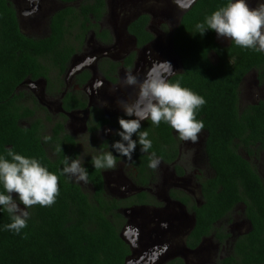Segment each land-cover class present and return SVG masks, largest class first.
Listing matches in <instances>:
<instances>
[{
	"label": "trees",
	"instance_id": "16d2710c",
	"mask_svg": "<svg viewBox=\"0 0 264 264\" xmlns=\"http://www.w3.org/2000/svg\"><path fill=\"white\" fill-rule=\"evenodd\" d=\"M60 1L66 6L51 15L48 34L37 37L22 30L13 3L0 0V156L11 159L8 149H12L38 159L58 176L60 189L52 206L35 205L26 209L30 215L27 227L20 234L5 229L11 217L0 206V264H123L130 246L121 236L125 218L116 208L136 201L146 202L147 193L141 191L120 200L109 198L104 192L101 170L88 157L82 166L96 192H85L73 177L62 174L65 156L78 159L77 141L65 132L61 120L53 123L51 134L45 133L42 118H33L36 110L24 105L21 97L25 93L18 92L27 79L44 77L51 87L53 83L54 87L56 82L60 84V78L76 50H82L90 30L99 39L110 38L109 31L100 25L106 0H81L79 6L75 5L79 0ZM227 3L228 0H195L182 14L173 36L174 52L182 70L169 81H179L182 87L205 99L196 118L204 123V149L214 171L202 183L205 202L200 207L194 206L196 222L190 235L193 238L189 237L188 242L189 246H196L202 235L211 234L216 221L236 204H243L251 230L239 237L234 254L219 264H264V180L244 154L259 155L264 150V96L245 108L240 106L239 98L242 80L253 69L264 84V53L241 48L232 41L219 44L216 32L211 29L204 35L196 33L197 23ZM149 20L147 14H141L128 26L139 46L153 39L146 29ZM211 53H215V61ZM126 62L132 65L133 54ZM90 74L85 71V77ZM72 98L71 92L63 98L65 109L74 106ZM80 103L86 106L82 98ZM140 131H147L152 141V148L142 152L138 134L133 136L137 147L131 160L138 172L134 178L142 186L151 177L148 166L151 153L173 162L179 155L180 139L165 122L156 126L144 120ZM46 135L52 138L47 143L43 139ZM118 140L119 136L111 140V146ZM57 144L62 149L59 153ZM176 169H180L178 165ZM0 192H4L2 184ZM14 199L19 202L18 197ZM180 200L188 202V196L181 194ZM175 264L184 263L176 259Z\"/></svg>",
	"mask_w": 264,
	"mask_h": 264
},
{
	"label": "flooded vegetation",
	"instance_id": "af4514ba",
	"mask_svg": "<svg viewBox=\"0 0 264 264\" xmlns=\"http://www.w3.org/2000/svg\"><path fill=\"white\" fill-rule=\"evenodd\" d=\"M16 1V0H15ZM22 2L23 0H19ZM26 1V0H24ZM29 1V8L27 10H22V12L19 11V7L17 8L15 5V8L17 9L18 14H30L42 7V1L43 4H46V0H28ZM59 3H62L60 0H56ZM80 1H76L75 5L79 6ZM144 0L140 1L143 2ZM169 3L168 0H165ZM17 2V1H16ZM62 7H56L53 8H47L45 14H49L48 19L45 20V29L46 32L44 35L39 36L43 37L46 36L49 32V26L50 22L49 19L53 13H55L58 10L63 9L66 5L62 3ZM193 4V3H192ZM191 4V5H192ZM190 8V7H189ZM188 9V8H187ZM134 11H130L129 15L130 18H128L124 24L121 26V28L118 30L116 27H110L105 26L102 28H105L109 31L110 38L109 40H102L99 39L96 35V32L93 30H90L84 40V44L82 46V50L84 49L85 44L87 43L88 38L91 37V39L94 42V45H91L90 47V53L95 52V50H98V48L93 49L94 47H102L105 52H100L97 55V58L92 57L95 59V62H90L88 59H85L83 57L78 56V53H81V51L76 50L74 56L70 60V63L68 64V67L66 69V72L68 68L70 67L71 63L73 62V66L70 68L69 76H66L63 74L62 81H60V84L62 83V87L58 88L60 85L59 82H56V87H51L49 84V80L44 77H39L37 79H27L25 80L18 88L19 93H25L23 97H21V101L24 105L27 107L36 110L35 116L33 118L39 117L38 115L40 112L38 110L40 109H46L49 111V107L51 106L53 109L58 106L59 110L62 112V115L65 114L72 116L74 121L76 123H82L83 118L77 115L78 113H82L84 111L87 112V117L91 118V129L93 131H99L100 134H103L106 130V127L111 124L110 119L108 118L109 112H111L110 106H121V102H127L131 103L135 97H136V91L137 89L132 86H127L125 88H119L118 85L122 83L126 71L128 69H131L133 71V74L137 75L140 80L144 79L145 73L148 71V69L152 66L154 61H168L167 54L161 53L160 51L157 52V54H150L148 53V58L146 60H143L140 58L138 49H150L154 52L155 48V42L157 41L155 35L152 31L157 30L156 27L151 24L152 15L148 12H139L134 15ZM185 10L182 11V13L179 15V18L176 19L175 16H173L172 20H169V24H171V32L169 35V43L170 48L172 52L171 57H175L178 62L175 69L174 74L181 72L182 70V64L179 59V57L174 52L173 48V36L176 28L178 27L180 23V19L182 14ZM141 14H147L150 17V20L146 26V29L153 34V39L149 41L148 43L139 46L137 44V39L134 35L128 32V26L130 23L135 20L139 15ZM174 15V14H173ZM129 17V16H128ZM124 34H127L133 39L134 45L131 47V51H127L125 49L124 45H121L119 49H113L116 48L117 43L116 39L119 38V36H122ZM29 35V34H28ZM158 39L163 42L164 36L168 35L164 30H157ZM216 40L219 44H227L228 42L221 40L220 37L216 36ZM136 48V49H135ZM111 54L112 57H109L108 54ZM113 51L116 52L114 54ZM133 54V62L131 66L127 65L126 59ZM215 53H211V59L215 61L216 56ZM80 57L85 59V63L83 61L80 63L78 62V65H74V60L77 57ZM76 57V58H75ZM90 58V57H87ZM79 59V60H80ZM137 69V70H136ZM142 69V70H141ZM85 71H89L91 74L87 78L85 77ZM125 73V74H124ZM173 74V75H174ZM172 75V76H173ZM97 77V80L95 83L92 81V79ZM86 78V81L83 82L82 79ZM90 88L91 92L86 91L84 89ZM56 90V91H55ZM89 90V89H88ZM245 90V91H243ZM66 92V93H65ZM71 92V95L74 97L72 98V105L74 106L70 108L69 110L65 109L64 107V100L63 98L65 95ZM83 94V95H82ZM56 95V96H54ZM264 96V84L261 83V81L258 79V72L256 69H253L250 71L244 79L242 80L241 86H240V106L242 108L247 107L250 104H255L260 101ZM83 99L86 102V106L82 107L80 104V99ZM91 100V101H90ZM123 111V110H120ZM117 116V121L119 118L123 117L126 119L127 116H125L124 111L119 115L116 114V111L113 113ZM103 116V117H102ZM135 118V117H132ZM42 120L44 121V117L42 115ZM60 120L50 121L51 124L55 123ZM108 121V122H107ZM143 122V121H141ZM46 125V123H45ZM53 125V124H52ZM51 125V127H52ZM118 126L120 128V125L118 123ZM96 127L95 129H93ZM52 129V128H51ZM51 129L48 131L47 126L45 129V133L51 134ZM65 129V126H64ZM73 130L70 133L67 132L65 129V132L72 136L76 141L78 138L76 137L75 133L78 132L79 126L75 125L71 127ZM204 131V130H203ZM206 133V131H204ZM176 136L179 135L176 133ZM119 135L117 133L112 137L108 136L106 139H104L101 146H99V151L91 154L88 158H93L94 156L100 155L102 152H111V149H114L111 146V140L118 138ZM179 138V137H178ZM206 138V136H205ZM205 143V141H204ZM182 146L181 140L179 144V155L176 160L173 162H166L162 159L159 164V169L161 171L162 180L159 177L158 170L151 169V177L149 178V181L142 186H139L138 183H136L135 178L138 175V172L136 171L135 165L132 163L131 160V166L133 167L134 172L131 175L132 181L128 179L127 181L131 186H133V189L125 194H112L111 191H109L108 187L112 184V180L115 179L114 176H110V172H108L110 169H101L102 176H103V186H104V192L105 195L109 198H117V199H126L130 196H134L138 194V192L145 191L147 193V198H145L146 202L143 201H136L130 206H120L116 208L125 218V223L122 225L121 230V236L122 238L129 244L130 246V253L127 255V257L124 260L123 264H175L176 259H180L183 261L184 264H191L190 263V255L195 254V252H199L204 243L210 239V240H216L217 244L214 246L216 255L219 252V245H220V255L217 258V261L215 263L211 262V260H207V264H219L220 262L224 261L226 258L231 257L234 254L235 249V243L241 237L242 235L248 233L251 230V223L248 219V217L245 215V206L243 204H236L230 212H234L237 208H240L237 214V217L235 220H232L230 222V218H228V222L226 221V216L224 218L218 220L215 222L214 226L215 229L211 232L209 235H202L200 241L196 244V246L191 247L189 246L188 240L192 233V230L194 228L195 222H196V212L194 210V206L200 207L205 202V196L203 192V186L202 183L204 180L210 178L214 175V171L210 166L209 159L205 153V159L201 158V164L205 166L206 170L208 169L212 172L211 176H207L205 170L200 173L198 178V184L196 189L190 190L186 185H179L177 186L175 183H169V179L166 177V171L170 173V169L175 171V175L182 177L186 170L178 165L181 155H182ZM205 150V149H204ZM77 151H78V158H79V150H78V141H77ZM264 153V150L259 153V155H252L249 156L247 153L245 154V157L250 160L254 167H256V171L261 176V178L264 180V165L257 164V161H264V155L263 158L261 157ZM116 157V156H115ZM258 157H261L259 159ZM87 158V157H86ZM84 159V161L86 160ZM118 160V158L116 157ZM82 162L85 163V162ZM179 166V170L176 169V166ZM129 170V167L126 168V171ZM120 180V178H118ZM162 181L163 188L161 189L160 183ZM158 182V184H157ZM81 183V182H80ZM156 183V188L158 191L153 192V184ZM90 187V191H84L87 193H93L96 192V189L91 186L90 183H86ZM160 189V190H159ZM176 193V196H173L172 193ZM181 194H184L188 196V202H182L180 200ZM15 196V195H14ZM178 196V197H177ZM183 196V195H182ZM16 197V196H15ZM160 197L164 199V202H160ZM164 205V206H163ZM133 208L135 209L136 213L129 216V219L126 221V213L127 209ZM26 210V209H25ZM153 210V215L156 213L158 215H162L163 213L170 214L168 217V221L166 223H162V221L158 220L157 217L154 215L156 222L158 223V227L155 226L154 230L146 229L145 227L148 223L152 222L154 217L144 216L145 212ZM135 224L138 228H140L139 236L137 237L136 241H133L132 239H127L124 226L127 223ZM190 238H193L190 237ZM193 242V241H191ZM209 247H211V244H209ZM201 259V258H198ZM204 260L203 258L201 261ZM200 261V262H201ZM206 261V260H204ZM199 262V263H200ZM204 264V263H202Z\"/></svg>",
	"mask_w": 264,
	"mask_h": 264
},
{
	"label": "clouds",
	"instance_id": "9594fccd",
	"mask_svg": "<svg viewBox=\"0 0 264 264\" xmlns=\"http://www.w3.org/2000/svg\"><path fill=\"white\" fill-rule=\"evenodd\" d=\"M173 2L181 10H187L195 0ZM208 29L214 30L218 37L228 39L241 48L264 53V5L251 8L247 0H228L225 6L215 10L196 25V33L201 35ZM172 73L173 68L169 61H154L143 80L133 74L131 69L126 71L122 84L126 87L132 86L137 91L131 103L121 104L125 116L135 118L118 119L120 130L117 135L120 140L114 142L112 147L128 160L132 159L137 147V141L133 140L134 135L138 134L142 152H148L152 148L148 132L140 131L141 121L144 120H150L156 126L165 122L178 133L180 140L198 142L200 133L204 130V123L198 120L196 115L197 110L206 101L202 96L182 87L179 81L170 82L168 77ZM43 139L47 143L52 138L46 135ZM61 150L57 144L56 152ZM8 156L11 159L0 156V184L4 189V192H0V206H3L11 217V222L5 225V229L20 234L21 230L27 227L30 215L25 209L35 205L50 207L56 202L60 194L59 178L36 158L26 157L12 149H8ZM160 162V158L152 152L148 166L155 170ZM62 163V174L75 177L78 182L88 183V174L81 160L65 156ZM92 163L97 170L117 167V159L112 152H102L94 156ZM13 194L19 198V204ZM20 204L24 208H21Z\"/></svg>",
	"mask_w": 264,
	"mask_h": 264
},
{
	"label": "rangeland",
	"instance_id": "374dc122",
	"mask_svg": "<svg viewBox=\"0 0 264 264\" xmlns=\"http://www.w3.org/2000/svg\"><path fill=\"white\" fill-rule=\"evenodd\" d=\"M13 5H15L17 8L19 7V11L22 12V10H27L29 8V1H22L20 2L19 0H9ZM47 3L43 4L42 1V7L40 9L30 13V14H20L19 13V21L21 24L22 30L29 35L33 36H42L46 32L45 29V20L48 19L49 14H45L47 8L52 7H62L63 4L59 3L56 0H46ZM142 0H106V12L104 14V17L102 18V21L100 22V25L102 27L105 26H110V27H116L118 30L121 28V26L124 24V22L130 18V11H134V15L137 13L141 12H148L149 14L151 13L152 15V20L151 24H153L157 30H164L168 35L164 36L163 42H161L158 39L157 35V30L152 31L153 34L155 35L157 41L154 43L155 44V50L154 52L151 51L150 49H138V53L140 58L143 60H146L148 58L147 54L150 53L151 55L157 54L158 51L161 53L163 52L164 54H167L168 59H172V52L170 48V43H169V35L171 32V24H169V20H172L173 16H175L176 19L179 18V15L182 13L183 10L177 7V5L173 2V0H168L166 2L165 0H144L143 2H140ZM247 3L251 8H258L261 5H264V0H247ZM66 6V5H64ZM30 9V8H29ZM174 14V15H173ZM129 16V17H128ZM224 40L228 42V39L220 37V41ZM117 47L113 49H119L121 45L125 46V49L127 51H131V47L134 45L133 39L128 36L127 34H124L122 36H119V38L116 39ZM94 45L93 40L88 38L87 43L84 46V49L81 51V53H78V56L83 57L85 59H88L90 62H95L96 60L93 59L97 58V55L100 52H105L102 47H94L98 48V50H95V52L90 53V46ZM136 49V48H135ZM114 54H116L115 51L112 50ZM110 54L109 57H112L111 50L109 52ZM77 57V56H76ZM75 57V58H76ZM77 57L74 60V65H78V62L80 63L83 61L85 63V59ZM90 57V58H87ZM80 59V60H79ZM96 63V62H95ZM73 66V62L71 63L70 67L68 68L66 72V76H69L70 68ZM137 70V69H136ZM142 70V69H141ZM125 74V73H124ZM63 77V76H62ZM54 78V77H53ZM97 80V77L95 76L92 81L95 83ZM119 88H125L122 83L118 85ZM89 89V90H88ZM85 92L89 91L91 92L90 88L84 89ZM56 91V90H55ZM245 91V90H243ZM83 95V94H82ZM56 96V95H54ZM91 101V100H90ZM49 107V111L46 109H39L38 112L40 114L38 115L40 118H42V115L44 117V121L46 123L48 131L51 129V122L48 120L50 118L52 121L55 120H61L64 122L65 129L67 130L68 133L71 134L73 131L71 127L77 125L79 126V131L75 133L76 137L78 138V150H79V158L78 160H81V163L84 161L86 157H89L91 154H94L99 151V146L102 145L104 139H106L110 134L112 137L120 130L118 126V121H117V116L113 114L116 111V114H121L123 110L121 106H110L111 112H109L108 118L111 121V124H109L108 127H106V130L110 129L111 131H106L103 134H100L99 131H93L91 129V118L87 117V112L84 111L82 113H78L77 115L73 116H80L83 118L82 123H76L73 119L72 116H69L65 114L64 116L62 115V112L59 110L58 106L56 108H52L51 106ZM177 133V132H176ZM178 134V133H177ZM205 136L206 133L202 131L199 136V140L196 143H193L191 141H182L181 144L182 146V155L179 161L180 166H182L186 172L182 177L176 176L175 171L169 170L170 173L166 171V177L169 179V183H175L177 186L179 185H186L190 190L196 189L197 184H198V178L200 173H202L204 170L207 173V176H211L212 172L208 169L206 170L205 166L201 164V158L206 160V155H205V150H204V141H205ZM179 137V136H178ZM111 152L114 156L118 158L117 160V167L115 169H110L108 172H110V176H114L115 179L112 180V184L108 187L109 191L111 193L119 195V194H125L130 192L133 189V186L129 184L127 181L130 179L132 181L131 175L134 172L133 167L131 166V160H128L127 157L121 156L119 153L115 151V149H111ZM264 153L262 154L263 158ZM257 164L259 165H264V161H257ZM129 167V170L126 171V168ZM159 172V177L162 180V174L159 168H157ZM75 180L76 178L73 177ZM120 178V180L118 179ZM164 178V177H163ZM77 181V180H76ZM78 182V181H77ZM82 188L85 191H90V187L85 184L84 182L81 181L78 182ZM158 184V182H157ZM162 185V181L160 183V187ZM153 192L158 191L156 188V183L153 184L152 186ZM163 186L161 187V189ZM160 190V189H159ZM15 195V194H13ZM15 198V196H14ZM160 202H164V199L160 197ZM18 204L19 202L16 201ZM164 206V205H163ZM21 208H24L22 204H20ZM240 208H237L234 212H230L226 216V221L228 222V218H230V222L232 220H235L238 214ZM128 211V212H127ZM125 212L126 213V221L129 219V216L132 215L133 213L135 214L136 211L133 208L127 209ZM157 219L162 221V223H166L168 221L169 213L166 211V213H163L162 215L154 214ZM153 215V210L145 212L144 216L149 217H154ZM155 219V217H154ZM159 222H156V219L153 220L152 222L148 223L145 227L146 229H151L154 230L155 226L158 225ZM125 234L127 239H132L133 241H136L137 237L139 236V231L140 228H138L134 223H127L124 226ZM211 239V237H210ZM207 240L202 249L199 252H195V254L190 255V263L191 264H207V260H211V262L215 263L217 261L218 256L220 255V245H219V252L216 255L214 246L217 244L216 240ZM209 244H211V247H209ZM198 258H203L204 260L201 261V259ZM201 261V262H200ZM200 262V263H199ZM209 264V263H208Z\"/></svg>",
	"mask_w": 264,
	"mask_h": 264
},
{
	"label": "water",
	"instance_id": "95a60500",
	"mask_svg": "<svg viewBox=\"0 0 264 264\" xmlns=\"http://www.w3.org/2000/svg\"><path fill=\"white\" fill-rule=\"evenodd\" d=\"M168 61L171 63L172 68H173V73L168 77L169 79L175 72L178 60L175 57H173L172 59H168Z\"/></svg>",
	"mask_w": 264,
	"mask_h": 264
}]
</instances>
